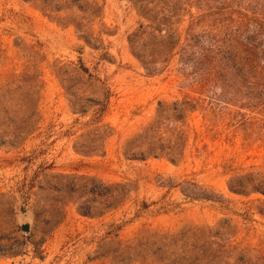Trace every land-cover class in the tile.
I'll return each instance as SVG.
<instances>
[{
  "label": "rangeland",
  "instance_id": "rangeland-1",
  "mask_svg": "<svg viewBox=\"0 0 264 264\" xmlns=\"http://www.w3.org/2000/svg\"><path fill=\"white\" fill-rule=\"evenodd\" d=\"M92 1L0 0V87L23 73L43 83L38 130L18 144L0 130V237L8 235L0 245L15 252L3 247L0 264H140L102 256L110 225H124L120 237L129 238L142 229L177 231L231 220L239 240L264 251V219L254 202L264 196H239L227 186L235 176L264 173V113L250 94V78L231 71L234 99L228 100L218 87L200 90L179 53L149 73L129 44L140 26L153 31L143 5L156 22L167 16L180 46L194 24L204 46L212 37L230 40L238 52L249 40L261 50L264 37L255 34L254 19L264 0L224 6L216 0L210 10L196 0H94L101 8L96 17L84 6ZM184 102L195 110L180 113ZM158 139L183 150L182 158L172 163L123 154L126 144ZM90 144L99 150L81 152ZM129 181L138 190L114 209L89 191ZM184 181L222 195L224 205L186 197ZM142 202L147 209H140ZM249 208L252 220H244L240 215ZM27 217L30 234L18 223Z\"/></svg>",
  "mask_w": 264,
  "mask_h": 264
},
{
  "label": "trees",
  "instance_id": "trees-1",
  "mask_svg": "<svg viewBox=\"0 0 264 264\" xmlns=\"http://www.w3.org/2000/svg\"><path fill=\"white\" fill-rule=\"evenodd\" d=\"M141 1V0H137ZM216 0H196L197 5H205L208 10L212 9L210 4ZM228 0H222V6ZM85 8L92 10L90 16L99 15L100 9L94 0L86 3ZM96 8V9H95ZM141 13L147 19H152L153 31H147L144 26L129 36V44L134 56L140 60L143 67L149 73H155L164 68L173 56L180 54L185 64H191L193 79L200 90L220 88L228 100H232L230 92L231 71L250 78L246 81L250 86V94L255 95V106L260 107L264 113V47L257 50V46L248 41V45H241L242 52H238L230 40H216L212 38L204 46L200 41L202 36L193 34L191 24L186 30V38L180 46L181 36L168 27V18L163 15L160 20L151 14L150 10L142 5ZM209 15L216 12L211 10ZM258 18L254 19L255 34L264 37V10ZM208 16L203 14L202 17ZM200 22V21H199ZM79 29V25H77ZM158 32L159 36L154 32ZM146 37L150 42L143 40ZM214 37V36H213ZM86 39V37H84ZM87 40V39H86ZM241 55H244L242 57ZM260 63H262L260 65ZM80 69L88 73V69L81 64ZM231 78V79H230ZM43 90V83L40 76L35 73H23L12 80L5 87H0V130L5 136H10V144H18L38 130V109L40 93ZM196 105L184 102L179 108L180 113L185 110H195ZM157 142L147 144H126L123 154L126 158L146 160L149 157H166L172 163H177L183 156V150L176 152V145L168 146ZM81 152L91 153L98 151L97 144L82 146ZM179 156V157H178ZM182 193L191 199L211 201L224 205V197L212 190H206L195 182L184 181ZM228 189L231 193L249 197L251 194L264 196V173H247L233 177L228 182ZM138 190L137 183L123 182L113 185L101 183L100 188L89 189L93 195L104 198L105 208L110 210L116 206H122L133 191ZM253 202V201H252ZM260 203L256 212L264 219V202ZM146 202H142L140 209H147ZM240 215L244 220H252L249 214ZM90 213V212H86ZM124 225H110V230L105 233V239H110L109 245L105 248L102 256L111 262L116 263H140V264H264V251L244 243L237 238V231L232 226L231 220H223L217 225H189L177 231H162L142 229L133 233L129 238H121L120 231ZM1 228V227H0ZM11 231L9 234H12ZM8 235H1L8 238ZM10 252V246L0 245ZM3 253V252H2ZM1 255V254H0Z\"/></svg>",
  "mask_w": 264,
  "mask_h": 264
},
{
  "label": "water",
  "instance_id": "water-1",
  "mask_svg": "<svg viewBox=\"0 0 264 264\" xmlns=\"http://www.w3.org/2000/svg\"><path fill=\"white\" fill-rule=\"evenodd\" d=\"M18 223H19L21 230L24 233L30 234L32 232L33 220L31 217H27L23 220H19Z\"/></svg>",
  "mask_w": 264,
  "mask_h": 264
}]
</instances>
